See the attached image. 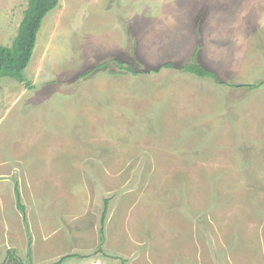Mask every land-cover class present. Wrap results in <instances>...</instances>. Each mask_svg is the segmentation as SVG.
I'll list each match as a JSON object with an SVG mask.
<instances>
[{
  "label": "rangeland",
  "instance_id": "obj_1",
  "mask_svg": "<svg viewBox=\"0 0 264 264\" xmlns=\"http://www.w3.org/2000/svg\"><path fill=\"white\" fill-rule=\"evenodd\" d=\"M27 5L0 0V45ZM25 76L0 79V264H264V0H59Z\"/></svg>",
  "mask_w": 264,
  "mask_h": 264
},
{
  "label": "trees",
  "instance_id": "obj_2",
  "mask_svg": "<svg viewBox=\"0 0 264 264\" xmlns=\"http://www.w3.org/2000/svg\"><path fill=\"white\" fill-rule=\"evenodd\" d=\"M59 5V0H28L27 9L24 12L23 19L20 23L18 34L14 39L11 46L0 45V79L10 78L19 83H26L27 79L25 76V71L27 65L31 62L32 55L37 43L38 33L41 29L44 18L48 13L56 9ZM174 65L171 62L164 63L163 68H172ZM134 74H139L138 72L132 71L131 67H126ZM183 74L194 75L201 79H208L217 85L225 84L220 77L214 71L203 66L202 63L198 61V55L194 54L193 59L186 65L179 67ZM156 71H161L158 69ZM258 86H264V80L258 82L253 88H258ZM17 208L26 217V208L23 205L22 195L20 192L19 184L15 187ZM109 199L105 201V208L100 218L102 229H101V240L104 241V224L105 217L108 209ZM28 262L17 258L15 252H9L6 258V264H33L32 255L29 252ZM76 255H65L59 261L53 264H63L66 260L70 258H76Z\"/></svg>",
  "mask_w": 264,
  "mask_h": 264
}]
</instances>
